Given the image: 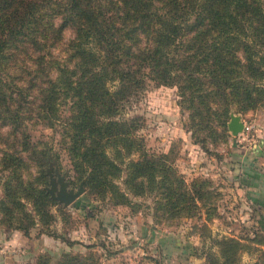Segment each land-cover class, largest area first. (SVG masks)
<instances>
[{
	"label": "trees",
	"instance_id": "16d2710c",
	"mask_svg": "<svg viewBox=\"0 0 264 264\" xmlns=\"http://www.w3.org/2000/svg\"><path fill=\"white\" fill-rule=\"evenodd\" d=\"M145 79L175 88L194 142L223 134L231 110L264 107V0H0V222L26 234L51 220L38 184L56 155L31 141L34 125L56 130L86 197L132 206L153 192L165 216L204 204L200 185L144 149L139 117L123 116ZM232 242L207 263L230 264ZM54 264L88 263L62 254Z\"/></svg>",
	"mask_w": 264,
	"mask_h": 264
},
{
	"label": "rangeland",
	"instance_id": "374dc122",
	"mask_svg": "<svg viewBox=\"0 0 264 264\" xmlns=\"http://www.w3.org/2000/svg\"><path fill=\"white\" fill-rule=\"evenodd\" d=\"M176 100L174 87L145 79L142 88L131 95L121 110L124 117H139L134 134L141 138L146 151L166 154L167 162L187 186L192 182L200 185L205 192L204 204L198 199L194 210L165 216L156 209L153 192L131 196L134 203L130 206L113 205L97 195L86 197L83 189L80 196L65 206L53 200L54 203L48 206L51 220L46 225L36 220L26 234L0 222V264H35L40 256L46 258L48 264H54L62 254L79 255L88 264H118L114 259L119 252L139 240L132 232L138 224L146 226L147 234L156 230L161 234L168 232L176 239L183 238L186 247L189 245L187 237L197 235L200 243L196 246L200 254L205 253L217 261L221 259V247H225L221 241L232 239L236 243L232 242L225 253L230 257V264H244L245 260L241 261L243 253L255 254V261L264 264V233L251 224L252 210L239 184L233 183L224 165L232 150L233 136L225 128V132L214 140L207 138L205 142H194L185 124L186 116L180 113ZM230 112L251 126L248 134L243 132L234 137L238 148L250 149L252 143L264 139L263 106L243 113ZM60 113L65 115L66 108L61 107ZM29 134L32 142L50 146L51 153L56 155L52 161V175L57 167L68 183L67 188L75 190L78 181L61 149L56 130L34 125ZM197 135L203 136L204 132L199 131ZM34 170L30 165L23 171V179H32ZM3 174L0 171V196ZM38 185L43 190L48 186L47 174ZM25 208L31 210L27 203ZM89 225L96 227L90 230ZM122 257L117 262L122 261Z\"/></svg>",
	"mask_w": 264,
	"mask_h": 264
},
{
	"label": "crops",
	"instance_id": "0c3cea01",
	"mask_svg": "<svg viewBox=\"0 0 264 264\" xmlns=\"http://www.w3.org/2000/svg\"><path fill=\"white\" fill-rule=\"evenodd\" d=\"M228 158L224 165L229 170L233 183L239 184V189L252 210L251 224L264 230V139L250 146V149L238 148L235 144ZM132 232L139 240L134 241L132 247H124L114 259L115 263L208 264L205 253L200 254L196 246L200 243L197 235L187 237L189 245L186 247L183 238L176 239L168 232L161 234L155 230L147 234L148 229L144 224L136 225ZM121 255L122 261L117 262ZM242 260H245L244 264H260L255 261V254L243 253Z\"/></svg>",
	"mask_w": 264,
	"mask_h": 264
},
{
	"label": "water",
	"instance_id": "95a60500",
	"mask_svg": "<svg viewBox=\"0 0 264 264\" xmlns=\"http://www.w3.org/2000/svg\"><path fill=\"white\" fill-rule=\"evenodd\" d=\"M229 118L226 123V128L233 136L232 145H235L234 137L242 130V122L238 115L229 112ZM54 176L51 173V167L46 169L48 175V186L44 190L48 193L49 197L63 206L70 204L74 199L83 193V180L78 182L75 190L68 189V183L63 179V175L59 174L57 167L53 170Z\"/></svg>",
	"mask_w": 264,
	"mask_h": 264
},
{
	"label": "built area",
	"instance_id": "2783aa9c",
	"mask_svg": "<svg viewBox=\"0 0 264 264\" xmlns=\"http://www.w3.org/2000/svg\"><path fill=\"white\" fill-rule=\"evenodd\" d=\"M250 127H251L250 125H246L244 122H242V130L237 134V136L240 135V134H242L243 132H244L245 134H248V131H249ZM253 144H254V143H252L251 146H252Z\"/></svg>",
	"mask_w": 264,
	"mask_h": 264
}]
</instances>
